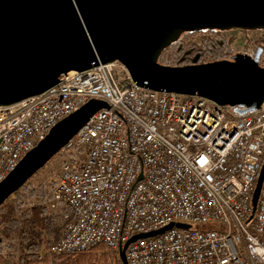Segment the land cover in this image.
Here are the masks:
<instances>
[{"label": "built area", "instance_id": "1", "mask_svg": "<svg viewBox=\"0 0 264 264\" xmlns=\"http://www.w3.org/2000/svg\"><path fill=\"white\" fill-rule=\"evenodd\" d=\"M121 76L119 77V74ZM106 101L50 164L47 204L67 223L49 248L104 245L128 264H264V106L243 114L199 97L141 88L120 62L71 71L41 95L0 106V183L60 121ZM44 167V168H45Z\"/></svg>", "mask_w": 264, "mask_h": 264}, {"label": "water", "instance_id": "2", "mask_svg": "<svg viewBox=\"0 0 264 264\" xmlns=\"http://www.w3.org/2000/svg\"><path fill=\"white\" fill-rule=\"evenodd\" d=\"M264 31V0H0V106L41 95L71 71L120 62L137 86L199 96L243 114L264 106V48L254 55L185 66L158 62L183 33ZM109 103L93 99L60 121L0 183V207ZM264 162L253 194L255 212ZM158 231L132 237L120 250Z\"/></svg>", "mask_w": 264, "mask_h": 264}, {"label": "trees", "instance_id": "3", "mask_svg": "<svg viewBox=\"0 0 264 264\" xmlns=\"http://www.w3.org/2000/svg\"><path fill=\"white\" fill-rule=\"evenodd\" d=\"M222 33H183L179 40L162 51L158 62L167 66H185L230 59L234 55L233 40L223 38ZM195 35L200 36L198 42L184 40ZM259 42L264 48V32ZM261 66L264 67V58ZM40 171L12 195L15 201L7 200L0 207V264H123L119 253L104 245L75 255L48 252L68 220L63 216L66 209L53 210L47 204V182L34 179ZM18 247L20 256L15 258L11 251Z\"/></svg>", "mask_w": 264, "mask_h": 264}, {"label": "rangeland", "instance_id": "4", "mask_svg": "<svg viewBox=\"0 0 264 264\" xmlns=\"http://www.w3.org/2000/svg\"><path fill=\"white\" fill-rule=\"evenodd\" d=\"M264 31H244V30H230L223 32L221 35L223 38L227 40H233V51L235 54H247V55H254L256 53V50L259 46L263 45L261 42H259V39L262 37ZM187 42L189 41H195L198 42L200 40L199 35L185 37ZM121 76V73L119 74V77ZM233 109H229L227 111H232ZM59 165L56 164H50L48 167L43 168L40 173L38 174L37 178H34L35 180H43L46 181L49 187V181L53 177V175L56 173ZM9 201L13 202L15 201V196H12ZM61 211V210H60ZM11 255L15 258H19V247L15 250L11 251Z\"/></svg>", "mask_w": 264, "mask_h": 264}, {"label": "flooded vegetation", "instance_id": "5", "mask_svg": "<svg viewBox=\"0 0 264 264\" xmlns=\"http://www.w3.org/2000/svg\"><path fill=\"white\" fill-rule=\"evenodd\" d=\"M263 58H264V54H263V56H262V60H263Z\"/></svg>", "mask_w": 264, "mask_h": 264}, {"label": "bare ground", "instance_id": "6", "mask_svg": "<svg viewBox=\"0 0 264 264\" xmlns=\"http://www.w3.org/2000/svg\"><path fill=\"white\" fill-rule=\"evenodd\" d=\"M101 65V64H100Z\"/></svg>", "mask_w": 264, "mask_h": 264}]
</instances>
